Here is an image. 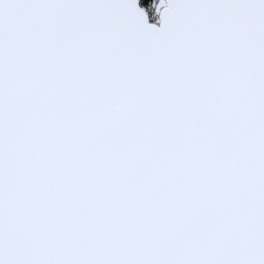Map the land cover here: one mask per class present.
<instances>
[{
	"label": "snow or ice",
	"instance_id": "snow-or-ice-1",
	"mask_svg": "<svg viewBox=\"0 0 264 264\" xmlns=\"http://www.w3.org/2000/svg\"><path fill=\"white\" fill-rule=\"evenodd\" d=\"M0 264H264V0H0Z\"/></svg>",
	"mask_w": 264,
	"mask_h": 264
},
{
	"label": "rangeland",
	"instance_id": "rangeland-1",
	"mask_svg": "<svg viewBox=\"0 0 264 264\" xmlns=\"http://www.w3.org/2000/svg\"><path fill=\"white\" fill-rule=\"evenodd\" d=\"M156 3L158 4L159 3V0H156ZM153 12H154V9L150 10V12H149L150 18H152V20H153L154 23H157V21H158V15H153L152 14Z\"/></svg>",
	"mask_w": 264,
	"mask_h": 264
},
{
	"label": "trees",
	"instance_id": "trees-1",
	"mask_svg": "<svg viewBox=\"0 0 264 264\" xmlns=\"http://www.w3.org/2000/svg\"><path fill=\"white\" fill-rule=\"evenodd\" d=\"M149 2H150V0H141L142 4L149 3Z\"/></svg>",
	"mask_w": 264,
	"mask_h": 264
},
{
	"label": "water",
	"instance_id": "water-1",
	"mask_svg": "<svg viewBox=\"0 0 264 264\" xmlns=\"http://www.w3.org/2000/svg\"><path fill=\"white\" fill-rule=\"evenodd\" d=\"M149 22H150V23H154V22H151V21H150V18H149Z\"/></svg>",
	"mask_w": 264,
	"mask_h": 264
},
{
	"label": "flooded vegetation",
	"instance_id": "flooded-vegetation-1",
	"mask_svg": "<svg viewBox=\"0 0 264 264\" xmlns=\"http://www.w3.org/2000/svg\"><path fill=\"white\" fill-rule=\"evenodd\" d=\"M150 20L153 22L152 18H150Z\"/></svg>",
	"mask_w": 264,
	"mask_h": 264
}]
</instances>
